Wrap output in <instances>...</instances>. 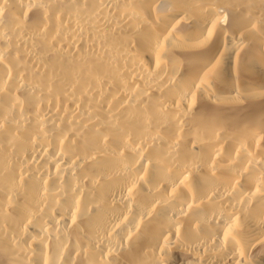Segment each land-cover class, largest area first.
Masks as SVG:
<instances>
[{
	"label": "bare ground",
	"instance_id": "obj_1",
	"mask_svg": "<svg viewBox=\"0 0 264 264\" xmlns=\"http://www.w3.org/2000/svg\"><path fill=\"white\" fill-rule=\"evenodd\" d=\"M0 264H264V0H0Z\"/></svg>",
	"mask_w": 264,
	"mask_h": 264
}]
</instances>
